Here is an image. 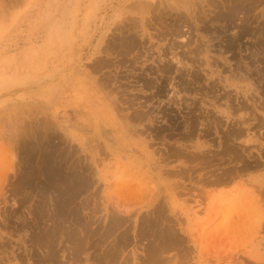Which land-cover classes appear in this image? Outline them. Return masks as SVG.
<instances>
[{
    "label": "rangeland",
    "instance_id": "1",
    "mask_svg": "<svg viewBox=\"0 0 264 264\" xmlns=\"http://www.w3.org/2000/svg\"><path fill=\"white\" fill-rule=\"evenodd\" d=\"M160 2L169 8L148 15L144 4ZM256 3L247 19L262 31L264 0ZM224 4L0 0V264L51 254L71 264L75 252L78 264L103 255L112 260L104 264H264V59L245 50L254 37L243 35L234 54L200 30ZM243 15L221 29L223 40L232 41ZM125 27L144 34L145 48L123 63L107 48ZM172 43L183 76L173 85L167 75L155 96L144 84L165 76L154 67L170 59ZM197 70L205 83L181 84ZM209 80L220 82L216 93ZM235 128L245 135L227 138ZM70 172L92 183L73 189L59 176ZM58 187L68 188L64 213Z\"/></svg>",
    "mask_w": 264,
    "mask_h": 264
},
{
    "label": "bare ground",
    "instance_id": "2",
    "mask_svg": "<svg viewBox=\"0 0 264 264\" xmlns=\"http://www.w3.org/2000/svg\"><path fill=\"white\" fill-rule=\"evenodd\" d=\"M222 1H224V3H226V1L225 0H222ZM259 2L260 0H228V3L230 2V4H227V5H222L221 7H220V9H218L219 11L218 12H216V15H215V17L211 20V22L210 21H208V24H207V26L209 25V26H215V28H213V29H209V27H207L206 26V23L204 24V26L200 29V30H204V32L206 33V32H210V34L213 36V35H216V37L215 38H217V39H220L221 38V41H225L226 42V45H225V47H226V49H227V51L229 52V51H231L232 53H234V54H236L235 52H234V50L236 49V52H237V49L239 50V54L241 53V51L243 50V46H241V38H242V36L244 35V36H251V37H254V38H252V39H255V42L253 43V46L254 47H250L249 49H245L246 50V52L248 51V50H250V52H251V57H253V58H255V57H257V56H261V55H263V59H264V32H263V29H264V27H263V29H262V31L260 30V31H258V28L256 29H252L253 27H251V22L249 23V21H248V19H247V16L249 15L248 13L250 12V9L253 7V6H256L255 5V3L256 2ZM209 2H210V0H209ZM213 2V1H212ZM215 2V1H214ZM213 2V3H214ZM208 3V2H207ZM162 3L160 2V5H161ZM211 4V3H210ZM223 4V3H222ZM257 4V3H256ZM145 5V9L147 10V14L149 15L153 10H156V8H159V10L157 9V12L159 11L160 12V9H163L164 10V8L165 9H167V8H169V7H163V8H161L162 6H164L163 4L160 6V5H157V4H149V3H145L144 4ZM216 5H217V3H216ZM216 5H215V3H214V7L216 8ZM258 5V4H257ZM211 6H213V5H211ZM218 8H219V6H217ZM257 7V6H256ZM171 10H173V11H177V9L176 8H174V7H172L171 8ZM217 10V9H216ZM249 11V12H248ZM251 11H252V9H251ZM244 14L243 16V18L241 19V23H242V25L241 26H239L240 27V31L239 32H237V34H235L233 37H232V41H231V39L230 40H223L222 39V36L220 35V33L219 32H221V29L223 30L224 29V27L226 28L227 26L228 27H230L233 23H235V19L236 18H238V17H240V16H237L236 17V15L237 14ZM248 14V15H247ZM196 15V14H195ZM194 15V17H193V19L194 20H198V18L196 17ZM204 15V14H203ZM202 15V16H203ZM207 16V15H206ZM199 17V16H198ZM202 21H203V19H204V16L203 17H199ZM144 19H145V17L143 16V20H138L139 22H141L140 23V25H139V27H141V30H143V31H145V25H146V21H145V23H144ZM151 19V18H150ZM160 19H162V18H160ZM173 20V19H172ZM200 20V21H201ZM206 20V19H205ZM177 21V20H176ZM201 21V22H202ZM136 22V21H135ZM136 23H138V22H136ZM216 23H221V26H219V27H217V25H216ZM152 24V23H151ZM199 24V23H198ZM172 25H174V24H172ZM227 27V28H228ZM211 28V27H210ZM262 28V27H261ZM260 29V28H259ZM135 30V29H134ZM133 30V31H134ZM174 30V29H173ZM130 31V29H128V28H126L125 27V29H121V31L120 32H117V34L118 35H120V37H115V43H113L112 45H110L108 48H107V50L109 49V51H114V52H117V57H121V59H120V61L121 62H123V63H125V61H127V62H129V61H131V55L136 51V50H138L139 51V49H141V47H142V50L145 48V46H143L144 44V42H142V44L141 43H139L138 41H139V37H142L143 35L142 34H138V32H134V33H131V32H129ZM136 31V30H135ZM166 33V32H165ZM171 35H173L175 32H173V31H170L169 32ZM173 33V34H172ZM178 35V34H177ZM147 36H149L150 38H152V36H151V34H148ZM179 37V36H178ZM256 37V38H255ZM173 38V37H172ZM215 38L213 39V40H215ZM118 44V45H117ZM183 44V43H182ZM146 45V44H145ZM173 43L171 44V45H169V46H171L170 47V49H171V52L169 53V56L168 57H170V59H168V60H166V61H164V60H160V62L162 63V61H164L165 63H162V65L161 64H158L156 67H154V68H156L157 70V72L160 74H162V75H165L163 78H161V79H159V81H154V80H149V81H146L145 82V86H147L146 88H148L149 86H150V84H153V85H151V89H153V88H157L156 89V91H155V93H154V95L156 96V95H159V96H161L160 94L161 93H163L164 92V90H165V86H166V84L168 83V79L166 80L165 79V77H167V75H172V77H170V76H168V77H170L171 78V84H173V81L175 82L176 81V78H179L180 77V79L182 78V76H183V71H181L182 70V63H181V58H180V56L179 55H181V54H179L177 51H176V48H174L173 46ZM186 45V44H185ZM169 46H167V47H169ZM147 50H149L150 49V47H147L146 48ZM169 49V48H168ZM226 49H225V51H226ZM253 49H256L255 51H253ZM259 49H261L260 51H259ZM141 50V51H142ZM146 50V51H147ZM220 50V49H219ZM176 51V52H175ZM149 52V51H148ZM151 52V51H150ZM138 53V52H137ZM146 53V52H145ZM167 54V53H166ZM171 54H173V55H171ZM238 54V55H239ZM168 55V54H167ZM171 55V56H170ZM136 57V56H135ZM248 57H250V56H248ZM250 57V58H251ZM134 58V57H133ZM117 59V58H116ZM258 59V58H257ZM260 59V58H259ZM133 60V59H132ZM137 60V59H136ZM135 60V61H136ZM120 61H118L119 63H121ZM254 61V60H253ZM255 61H256V59H255ZM262 61V60H261ZM257 62V61H256ZM122 63V64H123ZM252 63V62H251ZM262 64V63H261ZM207 65H209V64H207ZM251 65V64H250ZM195 67V66H194ZM200 69V68H199ZM211 69V68H210ZM258 69V71L257 72H259V73H263L264 72V69L260 72L259 70V68H257ZM195 70V69H194ZM200 70H203V69H200ZM155 71V70H154ZM198 71V70H197ZM195 71V72H193V75H190V76H192V79H187L186 81H184V80H179V81H181V84L183 83V84H185V85H187L188 87L189 86H191L192 84L194 85H196V84H202L203 83V81H204V79L201 77V75L199 74L200 72L198 71ZM206 71V70H205ZM215 71V70H214ZM216 72V71H215ZM178 74L179 76L178 77H173V75L174 74ZM207 73V72H206ZM154 74V73H153ZM213 74V73H212ZM241 74V73H240ZM158 75V74H157ZM206 76V75H205ZM262 76V75H261ZM160 77V76H159ZM158 77V78H159ZM210 77V76H209ZM157 78V77H156ZM157 80V79H156ZM173 80V81H172ZM207 80V79H206ZM219 80V79H218ZM161 81V82H160ZM170 81V80H169ZM179 81H178V83H179ZM160 82V84H158ZM211 82V83H210ZM178 83H176V84H178ZM204 83H205V81H204ZM218 84H220V82L218 81L217 82V80H214L213 82L212 81H210L209 80V82H207V86H209V90H211L212 92L213 91H215V93H216V91H217V85ZM170 85V84H169ZM174 85V84H173ZM182 86V85H181ZM200 86V85H199ZM185 88V87H184ZM187 88V87H186ZM190 88V87H189ZM194 88V87H193ZM200 88V87H199ZM207 88V87H206ZM174 91L176 90V89H173ZM195 90H198V88H196ZM206 90V89H205ZM207 91V90H206ZM210 92V91H209ZM226 92V91H225ZM228 92V91H227ZM226 95V94H225ZM215 96V95H214ZM208 97H210V96H208ZM255 112V111H254ZM141 115V114H140ZM173 117H174V115H173ZM134 118V117H133ZM173 120V118L172 119H170V121L171 122H173L172 121ZM240 122V121H239ZM241 122H243V121H241ZM192 124H193V122H191ZM190 123V124H191ZM43 127H47L46 125L45 126H43ZM170 128V127H169ZM193 128H194V125H193ZM46 129H49L48 127L46 128ZM174 129V128H173ZM240 129H242V128H239V130L238 129H232V130H230L228 133L226 132V137L227 138H234V137H236V138H240L241 136H244L245 135V130L243 131V129L242 130H240ZM174 130H176V129H174ZM191 130V129H190ZM171 131V130H170ZM173 131V130H172ZM193 132H190V133H194L195 132V130H192ZM195 134V133H194ZM244 134V135H243ZM174 135V134H173ZM46 140V139H45ZM44 146V145H43ZM230 146V145H229ZM27 147H29L30 148V146L28 145ZM32 148V147H31ZM30 148V149H31ZM45 148V147H44ZM231 150V149H230ZM236 150V149H235ZM240 150V149H239ZM45 151H46V149H45ZM232 151V150H231ZM237 151V150H236ZM235 151V152H236ZM28 152V151H27ZM49 152V151H48ZM55 152V151H54ZM230 152V151H229ZM232 152H234V150L232 151ZM29 153V152H28ZM237 153V152H236ZM236 153H233V156L234 157H236V159H240L241 158V156L240 155H237ZM45 154V153H44ZM70 154V153H69ZM234 154H236V155H234ZM46 155V154H45ZM223 155V154H222ZM70 156V155H69ZM14 157V156H13ZM49 157V156H48ZM233 157V158H234ZM9 158V157H8ZM50 159V158H49ZM48 159V160H49ZM63 159V158H62ZM88 159V158H87ZM205 159V158H204ZM244 159V158H243ZM46 160H47V157H46ZM53 160V159H52ZM235 160V159H234ZM28 161V160H27ZM43 161V160H42ZM66 161V160H65ZM69 161V160H68ZM52 162H54V161H51L50 160V162L48 161L47 162V166L49 165V167H50V169H52L53 171H55L56 169H58L57 170V173H61L62 171H61V168H59L60 167V165H59V167L58 166H55L54 167V165L53 164H51ZM243 162V161H242ZM43 163H46V161H45V158H44V162ZM50 163V164H49ZM60 163V162H59ZM253 163V162H252ZM17 164V163H16ZM26 164V163H25ZM29 164V163H28ZM65 164V163H64ZM72 164V163H71ZM243 164H244V162H243ZM251 164V163H250ZM250 164L248 165L249 167H250ZM44 165V164H43ZM255 165V164H254ZM253 165V166H254ZM16 166V165H15ZM46 166V168H48ZM65 166H66V164H65ZM246 165L244 164V167H245ZM25 168V167H24ZM72 168H73V166H72ZM89 168V167H88ZM87 168V169H88ZM231 168V167H230ZM234 168V167H233ZM55 169V170H54ZM68 169H71V168H69L68 167ZM76 168H74V170H75ZM245 169V168H244ZM48 170H49V168H48ZM72 170V169H71ZM73 170V171H74ZM231 170V169H230ZM32 171V170H31ZM59 171V172H58ZM72 171V172H73ZM24 172V171H23ZM69 172V171H68ZM72 172H70V173H72ZM88 172H90L89 170H88ZM196 172V171H195ZM231 172V171H230ZM30 173H32V172H30ZM30 173L28 174V175H30ZM52 173V172H51ZM170 173V172H169ZM185 174V173H184ZM228 174V173H227ZM231 174L233 175L234 173H232L231 172ZM237 174V173H236ZM235 174V175H236ZM90 176H91V174H89ZM234 175V176H235ZM20 176V175H19ZM59 176H61V180L63 179L64 180V178H65V180H67L66 178L68 177L69 178V181L71 180V182H70V184H69V186H71L73 189L74 188H76L77 186L78 187H81L82 188V186L83 185H86V184H89V183H92V182H90V176H88V175H84L83 173H80V172H76V173H72L71 175H67V176H62V174L61 175H59ZM70 176V177H69ZM169 176V175H168ZM233 176V177H234ZM63 177V178H62ZM219 178V177H218ZM237 178V177H236ZM24 179V178H23ZM23 179H21V180H23ZM92 179V178H91ZM224 179V178H223ZM60 180V181H61ZM93 180V179H92ZM219 180H221V179H219ZM219 180H217L216 181V183L219 181ZM28 181V180H27ZM30 181V180H29ZM68 181V182H69ZM231 181V180H230ZM63 182V181H62ZM65 183H66V181H65ZM209 183V182H208ZM218 183H220V182H218ZM220 184H223L222 182L220 183ZM29 186V185H28ZM131 186V185H130ZM66 187H68V186H66ZM59 188V187H58ZM80 188V189H81ZM59 189H61V188H59ZM18 190V189H17ZM62 190V191H61ZM60 191L61 192H59L60 193V198H59V201L58 202H60V200H62L61 202H62V205L60 204V206H59V208H60V211L59 212H62L63 211V213H64V208L66 207V204H67V197L69 196L68 195V188H66V189H64V188H62ZM263 190V189H262ZM79 191V190H78ZM127 191V190H126ZM80 192V191H79ZM58 193V194H59ZM263 196V195H262ZM44 197V196H43ZM264 197V196H263ZM42 198V197H41ZM69 198V197H68ZM52 199V198H51ZM263 199V198H262ZM53 200V199H52ZM57 200V199H56ZM231 201V200H230ZM31 202V201H30ZM45 202V201H44ZM70 203V202H69ZM42 204V203H41ZM239 204V203H238ZM70 205V204H69ZM240 205V204H239ZM53 207V206H52ZM240 207H241V205H240ZM45 208V207H44ZM63 208V209H62ZM68 208H69V206H68ZM261 208H263V207H261ZM53 209V208H52ZM158 209V208H157ZM38 210V209H37ZM41 210V209H40ZM59 210V209H58ZM43 211H44V209H43ZM120 211V210H119ZM256 211V210H255ZM258 211V210H257ZM264 211V210H263ZM67 212H68V210H67ZM254 212V211H253ZM46 213H47V211H46ZM45 213V214H46ZM51 213H53V212H51ZM80 213V212H79ZM246 213V212H245ZM255 214V213H254ZM257 214H258V212H257ZM256 214V215H257ZM41 215V214H40ZM42 215H44V212H43V214ZM63 215V214H62ZM159 215H161L162 216V214H159ZM158 215V216H159ZM244 215V214H243ZM256 215L254 216V218L256 217ZM46 216V215H45ZM51 216V218H52V215H50ZM57 216V215H56ZM245 216V215H244ZM261 216V215H260ZM42 217V216H41ZM53 217L55 218V216L53 215ZM163 217V216H162ZM253 217V216H252ZM43 218V217H42ZM50 218V219H51ZM53 218V219H54ZM62 218V217H61ZM158 218V217H157ZM247 218V217H246ZM52 219V220H53ZM79 219V218H78ZM148 219V218H147ZM147 219H145V220H147ZM167 219V218H166ZM256 219H257V217H256ZM128 220V219H127ZM144 220V221H145ZM149 220H151V219H149ZM152 220H154V219H152ZM151 220V221H152ZM158 220H159V218H158ZM252 220H253V218H252ZM262 220V219H261ZM49 221V220H48ZM57 221V220H56ZM115 221H117V220H115ZM114 221V222H115ZM248 221V220H247ZM53 223H54V221H52ZM79 222V221H78ZM146 222V221H145ZM144 222V223H145ZM147 222H149V221H147ZM154 222H156V221H154ZM254 222V221H253ZM257 222V221H256ZM57 223H59V222H57ZM113 223V222H112ZM115 223H117V224H119L118 223V221L117 222H115ZM141 223V222H140ZM151 224H152V222H150ZM262 223H263V221H262ZM146 224V223H145ZM154 224V223H153ZM54 225H55V223H54ZM57 225V224H56ZM65 225V224H64ZM113 225V224H112ZM116 225V224H115ZM122 225V224H121ZM59 226V225H58ZM100 226V225H99ZM119 226V225H118ZM153 226V225H152ZM143 227V226H142ZM151 227V226H150ZM165 227V226H164ZM83 228V227H82ZM90 228V227H89ZM145 228V227H144ZM149 228V227H148ZM257 228V227H256ZM60 229V228H59ZM65 229V228H64ZM107 229V228H106ZM117 229H118V227H117ZM116 229V230H117ZM115 230V229H114ZM115 230V231H116ZM175 230V229H174ZM59 231V230H58ZM64 231V230H63ZM86 231V230H85ZM84 231V232H85ZM110 231V230H109ZM112 231V230H111ZM172 231V230H171ZM49 232V231H48ZM52 232H53V230H52ZM57 232V231H56ZM93 232V231H92ZM114 232V231H113ZM43 233V232H42ZM65 233V232H64ZM87 233H88V231H87ZM156 233V232H155ZM33 234V233H32ZM52 234V233H51ZM59 234H60V232H59ZM90 234V233H89ZM92 234V233H91ZM41 235V234H40ZM50 235V234H49ZM48 235V236H49ZM53 235V234H52ZM86 235H88V234H86L85 233V236ZM104 235V234H103ZM171 235H173V234H171ZM171 235L169 234L168 236L171 238ZM56 237H57V234L55 235ZM59 236V235H58ZM70 236V235H69ZM108 236H110V235H108ZM122 236V235H121ZM167 236V237H168ZM175 236V235H174ZM46 237H47V235H46ZM72 237V236H71ZM119 237V236H118ZM126 237V236H125ZM144 237V236H143ZM167 237H165V238H167ZM167 238V239H170V238ZM44 238V237H43ZM174 238H176V237H172V239H170V240H173ZM41 239V238H40ZM163 239V238H162ZM71 240V239H70ZM175 240V239H174ZM173 240V241H174ZM74 241H76V240H74ZM172 241V243H173V245H174V243H176L175 241L173 242ZM106 242V241H105ZM167 242V241H166ZM170 242V241H169ZM180 242V241H179ZM183 242V241H182ZM51 243V242H50ZM78 243V241L76 242V244ZM125 243V242H124ZM85 244V243H84ZM127 244H128V242H127ZM125 246V245H124ZM172 246V245H171ZM73 247V246H72ZM168 247H169V244H168ZM78 248L80 249L81 247L80 246H78V244H77V247H76V249L78 250ZM110 249V248H109ZM176 249V248H175ZM82 250V249H81ZM84 250V249H83ZM108 252H110V251H107V253H106V255H108ZM81 253V252H80ZM80 254H79V252H75V253H72L71 254V256H70V261H71V264H78L79 263V261H82L83 259L79 256ZM46 256H48V254L46 255ZM46 256H45V258H46ZM82 256V255H81ZM110 255H108V258L105 256V255H103V259H104V261L105 260H107L108 262H112V260L111 259H109L110 257H109ZM153 256V255H152ZM95 257H97V256H95ZM102 257V256H101ZM42 259H44V258H42ZM103 259H101V261H100V259H94L93 258V261H95V263H100V264H104V262H103ZM159 259V258H158ZM58 260H57V258H56V256L54 255V254H51V255H49L46 259H44L43 261L41 260L40 261V259H39V264H46V263H53V264H56V262H57ZM73 261V262H72ZM84 261L87 263H89V261H91V259L90 258H86V259H84ZM160 262H161V259H160ZM61 264V263H60ZM63 264V263H62ZM107 264H109V263H107ZM114 264V263H113Z\"/></svg>",
    "mask_w": 264,
    "mask_h": 264
}]
</instances>
